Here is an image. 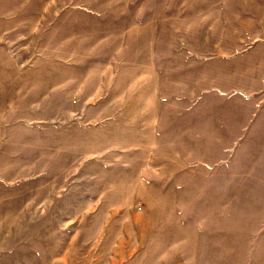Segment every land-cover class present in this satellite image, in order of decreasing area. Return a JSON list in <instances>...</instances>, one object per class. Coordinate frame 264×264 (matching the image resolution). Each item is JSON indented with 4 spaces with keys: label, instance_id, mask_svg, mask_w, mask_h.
Here are the masks:
<instances>
[{
    "label": "rangeland",
    "instance_id": "obj_1",
    "mask_svg": "<svg viewBox=\"0 0 264 264\" xmlns=\"http://www.w3.org/2000/svg\"><path fill=\"white\" fill-rule=\"evenodd\" d=\"M0 264H264V0H0Z\"/></svg>",
    "mask_w": 264,
    "mask_h": 264
}]
</instances>
